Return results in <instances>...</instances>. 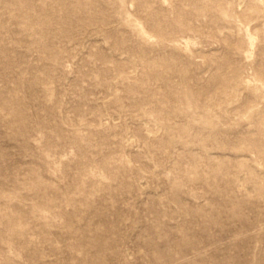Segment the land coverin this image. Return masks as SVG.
<instances>
[{
  "label": "rangeland",
  "instance_id": "374dc122",
  "mask_svg": "<svg viewBox=\"0 0 264 264\" xmlns=\"http://www.w3.org/2000/svg\"><path fill=\"white\" fill-rule=\"evenodd\" d=\"M0 264H264V0H0Z\"/></svg>",
  "mask_w": 264,
  "mask_h": 264
}]
</instances>
